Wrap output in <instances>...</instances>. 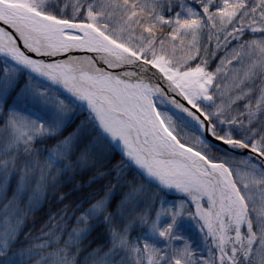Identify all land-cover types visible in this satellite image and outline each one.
Returning <instances> with one entry per match:
<instances>
[{
	"label": "snow or ice",
	"instance_id": "snow-or-ice-1",
	"mask_svg": "<svg viewBox=\"0 0 264 264\" xmlns=\"http://www.w3.org/2000/svg\"><path fill=\"white\" fill-rule=\"evenodd\" d=\"M0 264H264V0H0Z\"/></svg>",
	"mask_w": 264,
	"mask_h": 264
},
{
	"label": "trees",
	"instance_id": "trees-1",
	"mask_svg": "<svg viewBox=\"0 0 264 264\" xmlns=\"http://www.w3.org/2000/svg\"><path fill=\"white\" fill-rule=\"evenodd\" d=\"M38 216H39V214H38Z\"/></svg>",
	"mask_w": 264,
	"mask_h": 264
}]
</instances>
